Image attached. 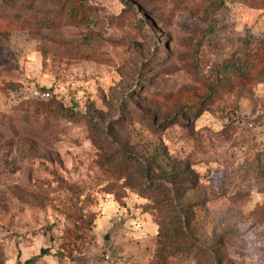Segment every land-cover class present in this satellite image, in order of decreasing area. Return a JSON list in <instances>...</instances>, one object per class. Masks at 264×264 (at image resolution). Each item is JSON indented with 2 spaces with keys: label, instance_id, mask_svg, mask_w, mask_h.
<instances>
[{
  "label": "rangeland",
  "instance_id": "obj_1",
  "mask_svg": "<svg viewBox=\"0 0 264 264\" xmlns=\"http://www.w3.org/2000/svg\"><path fill=\"white\" fill-rule=\"evenodd\" d=\"M31 257L264 264V0H0V264Z\"/></svg>",
  "mask_w": 264,
  "mask_h": 264
},
{
  "label": "built area",
  "instance_id": "obj_2",
  "mask_svg": "<svg viewBox=\"0 0 264 264\" xmlns=\"http://www.w3.org/2000/svg\"><path fill=\"white\" fill-rule=\"evenodd\" d=\"M31 93H32L31 96L33 98L46 99L49 97V93L47 91H40L38 89H33Z\"/></svg>",
  "mask_w": 264,
  "mask_h": 264
},
{
  "label": "trees",
  "instance_id": "obj_3",
  "mask_svg": "<svg viewBox=\"0 0 264 264\" xmlns=\"http://www.w3.org/2000/svg\"><path fill=\"white\" fill-rule=\"evenodd\" d=\"M23 97H25V96H23ZM31 98H33V97L31 96ZM34 99H38V98H34ZM33 259H34V257L28 258V259H26V260L23 262V264H31L32 261H33Z\"/></svg>",
  "mask_w": 264,
  "mask_h": 264
}]
</instances>
